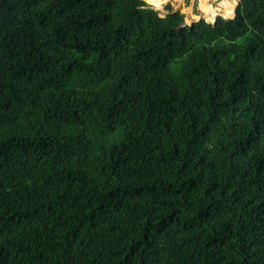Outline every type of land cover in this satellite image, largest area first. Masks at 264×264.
Segmentation results:
<instances>
[{"label": "trees", "instance_id": "trees-1", "mask_svg": "<svg viewBox=\"0 0 264 264\" xmlns=\"http://www.w3.org/2000/svg\"><path fill=\"white\" fill-rule=\"evenodd\" d=\"M0 0V264H264V0Z\"/></svg>", "mask_w": 264, "mask_h": 264}, {"label": "bare ground", "instance_id": "bare-ground-1", "mask_svg": "<svg viewBox=\"0 0 264 264\" xmlns=\"http://www.w3.org/2000/svg\"><path fill=\"white\" fill-rule=\"evenodd\" d=\"M142 1L145 2L147 6L149 5L151 8L155 10H161L162 6L165 5L168 0H142ZM173 1L177 3L181 2V0H173ZM199 1L200 4L198 9L201 13L202 18L207 22L211 23L217 16H222L224 18H231L233 16L234 8H235L234 0H232L231 2L223 0L219 2L216 5V7L209 4L210 0H199Z\"/></svg>", "mask_w": 264, "mask_h": 264}, {"label": "rangeland", "instance_id": "rangeland-1", "mask_svg": "<svg viewBox=\"0 0 264 264\" xmlns=\"http://www.w3.org/2000/svg\"><path fill=\"white\" fill-rule=\"evenodd\" d=\"M210 1H209V4L216 7V5L223 0H210ZM225 1L231 2L232 0H225ZM234 2H235V8H236V6L239 3V0H234ZM199 4H200L199 0H181L180 3H177L173 0H168L167 3L162 6L161 10H156V11L158 12L159 16L163 17L167 13V11L165 10V6L169 5L171 7L172 12H178L180 14H183L184 15V18H183L184 22L190 24L192 22H196L198 19H203L200 11L198 9ZM148 7L151 8L149 5H148ZM217 17L224 18L222 16H217ZM217 17H215V18H217ZM224 19H230V18H224Z\"/></svg>", "mask_w": 264, "mask_h": 264}, {"label": "water", "instance_id": "water-1", "mask_svg": "<svg viewBox=\"0 0 264 264\" xmlns=\"http://www.w3.org/2000/svg\"><path fill=\"white\" fill-rule=\"evenodd\" d=\"M153 9V8H152ZM234 16H235V9H234V13H233V17L232 18H234ZM232 18H230V19H232ZM200 20H204V19H198L196 22H198V21H200ZM205 21V20H204ZM215 21H216V18L213 20V22H211V23H209V22H206V23H209V24H214L215 23ZM193 23H195V22H192V23H190V24H188V23H186V22H183V24L180 26V29H183V28H186V29H191L192 28V24Z\"/></svg>", "mask_w": 264, "mask_h": 264}, {"label": "clouds", "instance_id": "clouds-1", "mask_svg": "<svg viewBox=\"0 0 264 264\" xmlns=\"http://www.w3.org/2000/svg\"><path fill=\"white\" fill-rule=\"evenodd\" d=\"M152 9V8H151ZM154 10V9H153ZM156 11V10H155Z\"/></svg>", "mask_w": 264, "mask_h": 264}]
</instances>
